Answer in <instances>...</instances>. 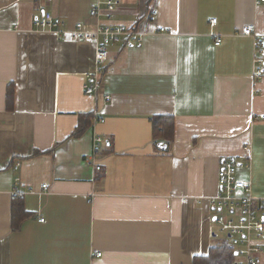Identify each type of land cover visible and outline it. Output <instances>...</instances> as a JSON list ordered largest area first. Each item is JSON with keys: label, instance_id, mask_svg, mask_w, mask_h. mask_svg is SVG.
<instances>
[{"label": "crops", "instance_id": "obj_1", "mask_svg": "<svg viewBox=\"0 0 264 264\" xmlns=\"http://www.w3.org/2000/svg\"><path fill=\"white\" fill-rule=\"evenodd\" d=\"M98 1L0 0V264H192L227 243L208 203L223 159L264 199V76L240 33L264 36V3L118 0L110 19L90 18ZM43 12L69 33L36 31ZM79 22L144 34L108 46L95 96L83 85L97 41L72 33ZM154 116L174 120L168 146L153 142ZM16 177L28 216L14 230Z\"/></svg>", "mask_w": 264, "mask_h": 264}, {"label": "built area", "instance_id": "obj_2", "mask_svg": "<svg viewBox=\"0 0 264 264\" xmlns=\"http://www.w3.org/2000/svg\"><path fill=\"white\" fill-rule=\"evenodd\" d=\"M258 2L264 3V0H258ZM118 6V0L98 1L89 10L88 15L90 18H98L104 11V17L110 19ZM210 23L215 24L216 19L210 20ZM33 26L36 31L51 32L57 36H64L69 33L59 18L46 12L34 18ZM160 32H163V29ZM72 33L79 37L93 36L97 41L95 59L99 67L86 78L83 85L85 96H95L99 91V77L103 72L100 66L108 59V46L122 40L125 41L126 45H139L144 35L133 27L125 25L102 24L93 31H87L80 22L74 26ZM240 33L243 36L253 38L255 51L252 77L255 81L259 80L264 76V36L254 34L253 25L243 27ZM221 42L220 37H215L213 45L217 47ZM104 98L105 101H109L110 96L106 95ZM93 116L96 121L100 120L97 112L94 111ZM101 143V138H95L94 155L98 154V147ZM240 166L234 160H221L217 173L218 192L209 199L208 203L211 211L215 213L214 222L218 225L220 232L224 234L227 244L233 248L234 256L238 258L233 264H261L264 252L262 244L264 241V199L255 200L252 197L251 184L247 180L236 177ZM12 167L14 170H18L20 163L15 161ZM96 169L99 170V167ZM20 185V178L16 177L11 190L13 196L20 195ZM41 190L46 192L47 186L43 185ZM39 222H43V219H40Z\"/></svg>", "mask_w": 264, "mask_h": 264}, {"label": "trees", "instance_id": "obj_3", "mask_svg": "<svg viewBox=\"0 0 264 264\" xmlns=\"http://www.w3.org/2000/svg\"><path fill=\"white\" fill-rule=\"evenodd\" d=\"M92 116V113L80 115L78 126L71 136L79 137L85 131V128L89 126V120L92 119ZM151 124L152 138L155 145L162 143L168 146L169 141L172 139L173 118L170 116H154L151 118ZM18 196H15L11 206V226L14 230H17L21 221L28 216L23 207L22 198ZM234 257L232 248L225 241H221L209 249L207 256L194 257L192 264H233Z\"/></svg>", "mask_w": 264, "mask_h": 264}, {"label": "rangeland", "instance_id": "obj_4", "mask_svg": "<svg viewBox=\"0 0 264 264\" xmlns=\"http://www.w3.org/2000/svg\"><path fill=\"white\" fill-rule=\"evenodd\" d=\"M234 260H238V258L234 257Z\"/></svg>", "mask_w": 264, "mask_h": 264}, {"label": "water", "instance_id": "obj_5", "mask_svg": "<svg viewBox=\"0 0 264 264\" xmlns=\"http://www.w3.org/2000/svg\"><path fill=\"white\" fill-rule=\"evenodd\" d=\"M161 146V145H160ZM162 148H165V146H162ZM235 255H236V253H235Z\"/></svg>", "mask_w": 264, "mask_h": 264}]
</instances>
